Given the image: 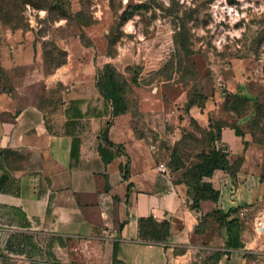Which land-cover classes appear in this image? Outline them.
<instances>
[{
    "label": "crops",
    "instance_id": "1",
    "mask_svg": "<svg viewBox=\"0 0 264 264\" xmlns=\"http://www.w3.org/2000/svg\"><path fill=\"white\" fill-rule=\"evenodd\" d=\"M33 28H9L13 42H0V71L8 79L0 88L5 264L262 262L263 248L253 250L247 239L248 209L241 208L251 201L240 187L250 185L247 178L217 170L205 181L220 191L219 201L194 209L183 169L170 165L171 149L135 124L153 113H133L130 103L127 113H113L98 86L96 52L81 40H62L66 61L47 71L50 37ZM231 134L225 129L223 139ZM220 214L243 225L240 248L227 246L226 228L215 221Z\"/></svg>",
    "mask_w": 264,
    "mask_h": 264
},
{
    "label": "rangeland",
    "instance_id": "2",
    "mask_svg": "<svg viewBox=\"0 0 264 264\" xmlns=\"http://www.w3.org/2000/svg\"><path fill=\"white\" fill-rule=\"evenodd\" d=\"M30 25L50 37L47 71L65 60L62 40L91 46L97 71L117 67L133 113H153L137 128L175 150L182 176L201 153L228 150L229 172L250 182L247 239L264 251V0H0L1 43ZM7 80L1 70V89Z\"/></svg>",
    "mask_w": 264,
    "mask_h": 264
},
{
    "label": "trees",
    "instance_id": "3",
    "mask_svg": "<svg viewBox=\"0 0 264 264\" xmlns=\"http://www.w3.org/2000/svg\"><path fill=\"white\" fill-rule=\"evenodd\" d=\"M48 41L45 42V56L47 59V50ZM88 46V45H86ZM64 51V50H63ZM65 52V51H64ZM66 52H65V60L66 61ZM63 63V62H62ZM61 63V64H62ZM60 64V65H61ZM58 65V66H60ZM56 66V67H58ZM55 67V68H56ZM118 77L123 78V84L118 80ZM124 75L117 69V67L113 66L111 63H106L101 70L98 71V86L103 93V95L112 103L113 113L115 115L125 114L129 111V103L127 98V91L123 86L129 87V82L124 79ZM125 86V87H126ZM194 107V104L189 102V110ZM235 134H237L238 128H234ZM219 139H222V135L220 134ZM175 150H171V162L170 165L173 169L179 170L184 169V166H175L174 164ZM200 164L194 166L191 169L192 176L185 175L184 177L190 183L194 198H193V208L199 209L201 202L204 200H211L214 202H218L220 198V191L215 189L211 182L205 181V178H211L217 170H224L229 172L231 169V162L229 159L228 150L223 149L220 145L214 147L209 152H203L200 154ZM232 174V172H229ZM236 212V210L231 211ZM224 218L221 223L222 226H225L228 240L227 246L229 248L238 249L241 247L240 245V235L242 224L239 222L238 218H233L231 220H227L229 214L222 215ZM219 217V216H218ZM163 226H167V223H164ZM156 240H162V236L155 235Z\"/></svg>",
    "mask_w": 264,
    "mask_h": 264
},
{
    "label": "bare ground",
    "instance_id": "4",
    "mask_svg": "<svg viewBox=\"0 0 264 264\" xmlns=\"http://www.w3.org/2000/svg\"><path fill=\"white\" fill-rule=\"evenodd\" d=\"M259 222H260L259 223L260 224V228H261V230H263L264 229V217L261 218Z\"/></svg>",
    "mask_w": 264,
    "mask_h": 264
},
{
    "label": "built area",
    "instance_id": "5",
    "mask_svg": "<svg viewBox=\"0 0 264 264\" xmlns=\"http://www.w3.org/2000/svg\"><path fill=\"white\" fill-rule=\"evenodd\" d=\"M261 229V228H260ZM4 256L0 255V264H5Z\"/></svg>",
    "mask_w": 264,
    "mask_h": 264
}]
</instances>
